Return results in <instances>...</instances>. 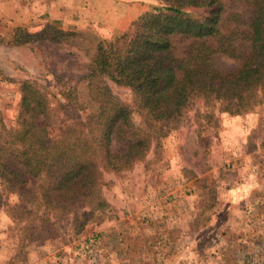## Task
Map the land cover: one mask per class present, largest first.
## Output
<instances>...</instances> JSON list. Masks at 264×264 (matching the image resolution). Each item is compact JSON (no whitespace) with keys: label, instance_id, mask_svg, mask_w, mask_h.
<instances>
[{"label":"rangeland","instance_id":"374dc122","mask_svg":"<svg viewBox=\"0 0 264 264\" xmlns=\"http://www.w3.org/2000/svg\"><path fill=\"white\" fill-rule=\"evenodd\" d=\"M56 1L0 0L4 40L17 27L24 36L47 24L74 33L61 43H0V115L7 125L17 114L22 81L45 92L53 109L71 88L82 115L93 111L85 76L98 43L162 6L161 0H101L99 20L83 21L76 0H68L64 11H57ZM174 46L181 56L183 43ZM214 62L223 72L239 66L220 55ZM108 84L117 100L132 104L129 90ZM103 179L107 207L87 218L77 210L76 223L70 224L74 216L60 221L45 242H35L27 224L12 222V204L2 198L0 255L8 264H264V104L227 117L196 101L180 124L152 142L143 160Z\"/></svg>","mask_w":264,"mask_h":264},{"label":"trees","instance_id":"16d2710c","mask_svg":"<svg viewBox=\"0 0 264 264\" xmlns=\"http://www.w3.org/2000/svg\"><path fill=\"white\" fill-rule=\"evenodd\" d=\"M229 2L227 8L221 0H161L126 32L100 41L85 76L94 110L84 116L71 88L53 109L35 84L18 83L15 118L7 125L0 115V200L12 204L15 225L27 224L33 240L45 242L60 221L74 216V225L77 210L85 218L104 210L103 174L143 160L196 101L227 117L264 104V0ZM70 36L47 24L25 36L17 27L0 43H61ZM177 42L181 56L174 54ZM216 55L238 68L219 71ZM109 82L129 90L132 104L117 100Z\"/></svg>","mask_w":264,"mask_h":264},{"label":"crops","instance_id":"0c3cea01","mask_svg":"<svg viewBox=\"0 0 264 264\" xmlns=\"http://www.w3.org/2000/svg\"><path fill=\"white\" fill-rule=\"evenodd\" d=\"M70 1L72 2V0H70ZM99 1H101V0H76L77 4L79 5V8L77 9V12H78L79 16L82 17L83 21L86 20V19L99 20V14H100L99 13ZM109 1L120 2V4H122V3H127L128 0H109ZM55 3L58 6L61 5V7H59V9L57 11H59L60 9H63V11H64V7L69 4V1L68 0H57ZM127 14L129 16L131 15L129 12ZM2 263L3 264H8L7 260L4 259L0 255V264H2Z\"/></svg>","mask_w":264,"mask_h":264}]
</instances>
